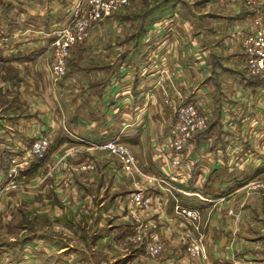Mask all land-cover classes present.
Here are the masks:
<instances>
[{"label": "crops", "instance_id": "crops-1", "mask_svg": "<svg viewBox=\"0 0 264 264\" xmlns=\"http://www.w3.org/2000/svg\"><path fill=\"white\" fill-rule=\"evenodd\" d=\"M0 1L11 3L13 15L21 20L37 16L28 10L16 13L27 0ZM141 1L146 9L147 0ZM155 1L157 6L141 20L137 45H129L133 43L128 29L118 34L123 28L109 19L102 31L113 32L114 24L118 27L108 45H73L65 73L56 83L45 79L42 66L53 50L48 43L49 19L60 13L40 11L37 18L45 29H13V45H0V61L7 59L15 68L9 78L0 72V96L6 98L0 105L3 161L7 163L11 154L22 155L37 137L44 136L50 143L45 158L21 170L22 179L39 176L59 157L75 166L91 164L87 170L72 171L77 183L73 202L70 192L59 194L55 187H40L38 192L54 196L59 209L52 213L63 212L76 230L93 226L101 230L92 237L89 258L80 247L57 241L53 249L44 239L32 238L21 249H0V264H96L93 258L99 243L109 247L102 251L108 264L110 259L113 264H264V187L250 184L264 178V81L245 72L238 42L256 14L264 15V0H256V8L218 7L215 0H197L202 3L199 28L187 20L180 23L176 3L168 0L172 11L164 17H172L180 27L172 25L167 40L164 32L150 36L163 17L162 12L157 14L162 0ZM122 15L129 24H137L139 16ZM163 40L166 43L161 45ZM185 40L189 45H182ZM190 102L211 115L210 123L180 156L178 168L184 179L176 178L180 192L173 198L160 187H150L142 174L159 175L177 168L172 167L169 146L173 110ZM111 138L127 147L142 174L127 177L107 150H93ZM70 149H77L78 156H70ZM63 170L66 175L67 169ZM139 190L152 200L147 208H137L132 201ZM24 191V195L36 192ZM194 192L202 199L190 195ZM25 200L27 208L37 207L36 201ZM175 205L198 209L200 217L186 218L175 211ZM135 216L143 225L156 224L161 233L165 248L156 257L145 251L141 236L146 235ZM195 226L205 244L199 259L185 251L188 237L197 233Z\"/></svg>", "mask_w": 264, "mask_h": 264}, {"label": "rangeland", "instance_id": "rangeland-1", "mask_svg": "<svg viewBox=\"0 0 264 264\" xmlns=\"http://www.w3.org/2000/svg\"><path fill=\"white\" fill-rule=\"evenodd\" d=\"M172 1H174L173 3H176L177 8L179 9L178 12L176 13L177 14L176 18L180 21V23H183L182 20H187V22L193 28L194 27L199 28L200 24L202 26L203 20L200 19V17L202 18V16H200L199 14L202 8L201 1H197V0H191V1L172 0ZM254 1H255V5L251 6V8H256L257 1L256 0ZM79 4H80V9L77 8ZM146 4L147 5L145 9L143 1L140 2V0H131L129 4L124 5L119 11L107 15L100 11L97 18L93 19L91 17V9H89L88 6L86 5V0H58V1L43 0V2L41 0H27L25 6L22 7L23 9L17 7L18 11L16 13L18 14L20 11L24 13V11L27 10L32 11L33 13L35 11L37 13V16L40 14V11L41 12L43 11L44 13L46 11L48 12V10H51L54 13H60L61 14L60 17L49 19L50 20L49 27H52V29L47 33L49 37L48 38L49 45H54L56 40L66 35L67 31H72L77 33V28L84 27V31L86 33L85 38L82 41H78L76 43L71 44L69 48V54H70V49L73 45H108L107 43L110 41V37H112L113 34L116 32L114 31V28L118 27L115 26L114 24V28L112 29L113 32L102 31L106 26H109L106 23L109 19H112L114 23L116 22L119 23V25H121V27L123 28L120 29V31H117L118 34H120L121 31L128 29L130 41L131 43H133L129 45H137L140 36L139 25L141 23V20L142 19L144 20L146 12L148 10H150L152 7L157 6L155 0H147ZM214 4L215 6L216 5L218 6L220 4L219 0H215ZM225 5L237 6L232 3H227ZM189 6H192V9H190ZM220 6L221 5H219L218 7ZM159 7L162 9L159 12L157 11V14L162 12L160 16L163 17L159 19L161 20L160 22L154 24L153 26L154 29L150 31L151 32L150 36L158 35L157 34L158 32H164L165 34L163 33L162 37H164V40L165 39L167 40V38L170 37L171 35L170 34L171 31H169V28H171V26L175 24L174 23L175 21L172 20V17H164V15L170 13L172 11L171 10L172 7L168 6V0H162V3H160ZM244 7H248V6H244ZM122 12L124 13V15L129 13L130 15L136 16L135 18L139 16L137 24H133V25L129 24L128 20L123 18ZM13 13L14 12L12 11L11 3L0 1V45H2L1 46L2 48H5L4 45H13V41H14L13 39L14 35L12 32L13 29L15 30L24 29V31H26L25 28L28 27L29 29H31V31H37V32L41 31V29H45L44 26L46 24H44V22L41 23L40 18H37V16L36 17L30 16V19L26 21L27 20L26 18L23 17L22 18L23 20H21L17 16L13 15ZM136 21L137 19L134 20V23H136ZM206 21L207 20H205V22ZM174 26L180 27L178 23H176ZM75 27L77 28L75 29ZM93 29H95L94 32H92ZM99 31H102L101 34L99 33ZM166 35L169 36L166 37ZM157 38L159 39V36H157ZM157 38L153 40L158 41ZM164 40L163 42H160L161 45H164L166 43ZM190 41L195 43L194 39H190L189 42ZM29 42H31V45H38V43L35 40H30ZM175 43L176 45H179L178 41H174L173 45ZM181 43L182 42H180V45ZM182 45H189V43L187 44L185 40ZM54 50L55 48L53 47L52 53L48 55V59L45 61V63L42 66L45 79L47 81L49 80L51 83H56V80L61 77L60 76L58 78L59 75L53 70L54 58H55ZM69 54H68V58H69ZM68 58L66 59V61L68 60ZM0 72L3 73L2 76H6L9 78V76H14L15 68L9 63L7 59L4 60L2 58L0 61ZM14 85L15 84H13V86ZM13 86L12 88H14ZM5 99L6 98L4 97V95L0 96V105L5 104ZM6 104H8V102H6ZM77 151H78L77 149H70L68 152L70 153L71 156V155H76ZM110 155L114 158L115 161L114 163L118 164V166L122 165L116 156L112 155L111 153ZM64 156L65 153L63 157ZM76 156H78V154ZM68 161L69 160H67L66 158L59 157L54 165L46 168V170L42 172L39 176H35L34 178L27 180L22 179L20 177L21 174L19 173H17L12 180H9V178H7V173H6L8 169V161L7 163L5 161L1 162L0 189L6 187L7 184L8 187L7 190L2 192V194L0 195V249L6 248L14 251V248L16 250L23 248L26 244L25 241L28 239H32V238L37 240L44 239L45 240L44 243L46 245L52 246L53 249H55V246H57L56 244L57 241L63 242L66 246L80 247L84 253V256L86 258H89L90 256L89 250L91 246L92 237L94 236L96 237V235H98L101 232V230L96 228V226L76 230L75 227L72 226V223L66 220V216H64L63 212L61 213L59 212L58 215L52 213V211L58 213L57 211L59 208L57 205V199L54 196L50 197L51 195L49 196V194L43 195L38 192L40 187L46 186L50 189L55 187L57 189H60L59 194H61L64 190L66 191V194L70 192L71 195L68 194V197L70 198V202H73V198L75 196V193L73 192V188L77 187L76 186L77 183H76V179L72 177V171H75V169H79L77 171L87 170L91 167V164L88 163L87 165L86 163L83 162V164L75 166L74 165L75 163H71ZM114 166H116L117 170H119L117 165ZM62 169H67L66 175H63L64 170L62 171ZM122 171L123 174L126 175L127 177L133 176L136 173V172L128 173L124 169H122ZM122 171L120 172L122 173ZM142 177L145 178L144 176ZM124 178L127 179L126 177ZM61 180L62 182H60ZM115 182H114V186H118L119 184H117V181ZM257 186L264 187V183L262 186L260 185ZM120 187L121 185L118 188ZM27 188H33L36 190V192L35 191L27 192L26 195L28 196H26L24 195V193L26 192L24 190H26ZM53 191H54L53 193H56L55 189H53ZM113 193L114 191H111L108 194L112 195ZM167 195L169 194L167 193ZM170 196L171 195H169V197ZM25 199H32L33 201H36L37 207L33 209L27 208L25 205L26 203ZM109 200L110 199H107L106 201ZM33 201H31L30 204H33ZM47 204L49 205V207L51 206V209H46ZM52 206H55L56 209L53 210ZM135 217L139 219V216H135ZM69 218L72 219V215ZM139 226L141 233H145L147 238L151 230L149 228L143 229L144 225L141 223ZM137 235H140V233L137 232ZM136 236H132L131 238L132 239L136 238ZM79 238L82 239L80 242L78 241ZM146 238H142L141 236V240L143 241H146ZM134 243H138V242H134ZM204 248H205V244H204ZM95 249L98 252L96 253L94 251L96 254L95 257L93 258V261L96 264H108V261L106 263L105 256L102 253V251L104 252V250L105 251L109 250V247H106L105 244L99 243L97 244V247ZM156 256H151V257H156ZM109 261H110L109 264H113V261L111 259ZM2 262L4 261L2 260Z\"/></svg>", "mask_w": 264, "mask_h": 264}, {"label": "built area", "instance_id": "built-area-1", "mask_svg": "<svg viewBox=\"0 0 264 264\" xmlns=\"http://www.w3.org/2000/svg\"><path fill=\"white\" fill-rule=\"evenodd\" d=\"M130 1L131 0H86V5L91 9V17L96 19L100 11L106 15L117 12L124 5L129 4ZM219 2L221 5L232 3L240 8L255 5L254 0H219ZM77 8L80 9V4ZM76 28L77 27H75V29ZM85 36L84 27H80L77 28V33L67 31L64 37H60L56 40L54 45H52L55 48L53 70L59 75L58 78L65 73L66 59L68 58L71 44L82 41ZM239 43L242 48V53L245 56L243 64L245 72L250 76L259 77L264 81L263 13H257L250 29H247V31L239 35ZM173 114L174 122L170 128L169 146L172 149L170 153V156H172V167H177L176 169H168L159 175L142 174L133 155L118 138H111L99 145H94L92 148L93 150L96 148L109 151L112 155L117 157L126 172L142 174L150 187H160L174 198L175 193L180 192L175 184L176 178H181L182 181L184 179V177H182L184 172L178 168L180 167V156L188 149L191 142L195 140V137L206 129L211 115L199 112L196 105L191 102L176 105ZM49 144V140L46 137L40 136L31 143L22 155L11 154V156L8 157L7 178L12 180L21 170L28 169L33 163L43 160L48 151ZM4 149L5 148L0 144V165L3 161ZM263 183L264 179H257L250 184L262 186ZM7 187L8 184L6 187L0 189V195L7 190ZM190 195L202 199L201 195L197 192L191 193ZM132 201L137 208H147L152 203L151 198L145 196L143 190H139L135 193L132 197ZM174 209L177 213L184 215L186 218L198 219L200 217V211L198 209H183L180 205H175ZM134 219L137 224L140 223L137 217H134ZM144 228H149L151 230L145 241V251L151 256H156L164 249L165 245L161 233L157 230L158 228L154 223L144 225L143 229ZM197 230L198 228L195 226V231L198 233ZM197 233L192 237L189 236L185 245V251L194 259L202 258L205 249L203 236ZM138 239L139 237H137V240Z\"/></svg>", "mask_w": 264, "mask_h": 264}, {"label": "trees", "instance_id": "trees-1", "mask_svg": "<svg viewBox=\"0 0 264 264\" xmlns=\"http://www.w3.org/2000/svg\"><path fill=\"white\" fill-rule=\"evenodd\" d=\"M209 121H210V120H209ZM209 121H208V123H210Z\"/></svg>", "mask_w": 264, "mask_h": 264}]
</instances>
